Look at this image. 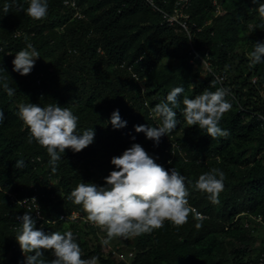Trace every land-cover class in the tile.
Listing matches in <instances>:
<instances>
[{
    "label": "trees",
    "instance_id": "trees-1",
    "mask_svg": "<svg viewBox=\"0 0 264 264\" xmlns=\"http://www.w3.org/2000/svg\"><path fill=\"white\" fill-rule=\"evenodd\" d=\"M64 1L48 0L47 17L34 20L15 7L5 13V3L12 0H0V264H24L29 255L16 237L18 217L33 212L17 200L34 189L42 214L35 228L46 234L71 231L83 259L95 256L99 264H256L264 251V237L256 233L258 227L264 231V62L249 67V53L256 42H264L259 13L264 0H189L184 9L188 31L164 16L175 12L178 0H152L154 6L149 0H74L80 17ZM16 3L27 8V0ZM29 43L40 57L31 73L21 76L13 71L12 60ZM4 82L16 89L14 96L6 94ZM174 87L184 89L174 109L178 124L155 145L134 126H161L151 109ZM220 87L229 90L225 100L232 107L219 127L230 134L212 139L186 124L182 101ZM21 103L70 109L78 117L77 133L92 127L94 142L79 153L66 149L52 172L46 149L35 140L29 143L30 133L19 117ZM117 109L127 121L121 129L109 122ZM134 143L166 170L174 168L186 178L189 205L204 217L201 228L190 215L179 228L166 221L161 229L120 238L112 247L103 243L106 232L87 220L70 193L80 182L104 186V178L115 170L111 158ZM17 160L25 167L17 169ZM213 168L225 174L219 204L194 187ZM74 212L81 216L68 218ZM54 258L44 253L46 261Z\"/></svg>",
    "mask_w": 264,
    "mask_h": 264
},
{
    "label": "clouds",
    "instance_id": "clouds-1",
    "mask_svg": "<svg viewBox=\"0 0 264 264\" xmlns=\"http://www.w3.org/2000/svg\"><path fill=\"white\" fill-rule=\"evenodd\" d=\"M13 7L25 10L34 20H43L47 17L49 4L48 0H27V8L23 9L16 0H12L10 4L5 3L3 11L8 13ZM259 13L264 17V5L260 6ZM39 57L40 53L35 47L31 43L27 44L12 60L13 71L21 76L29 75ZM249 60V67L264 62V42L254 44ZM2 87L9 97L15 95L16 89L9 87L8 83L4 82ZM228 91L220 87L215 91L206 89L194 98L185 97L182 103L186 124L189 127L198 126L212 139L227 138L230 133L219 127V122L232 107L225 100ZM183 92L182 87H174L165 101L157 103L151 109L153 116L162 121L161 126L142 124L134 126L135 132L144 133L147 139L158 145L160 138L172 133L178 124L174 109L180 103L178 97ZM18 110L20 119L30 133L29 143L35 140L46 149L52 172H56L61 154L66 149L79 153L94 142L93 128L78 134V117L70 109L57 103L44 107L21 103ZM3 120L4 112L0 110V123ZM109 122L113 129H121L127 125V121L121 119L118 109L112 112ZM156 159L141 145L134 143L119 156L111 158L110 163L115 170L104 178V186L80 182L70 193L69 198L87 213V220L106 232L105 245L115 238L127 239L149 234L163 228L166 221L176 228L182 227L188 222L190 215L198 221L195 227H202V213L189 205L186 178L174 168L166 170ZM15 166L22 169L25 162L17 160ZM224 180V172L213 168L201 174L194 187L207 194L211 203L219 204ZM31 201L36 204L35 197ZM36 207L38 209L37 204ZM18 219L21 229L16 242L22 253H29L24 256V264H99L98 257L82 258L81 248L71 231L46 234L35 228L36 220L33 215L25 213ZM48 251L55 257L50 262L43 259L44 253Z\"/></svg>",
    "mask_w": 264,
    "mask_h": 264
},
{
    "label": "built area",
    "instance_id": "built-area-1",
    "mask_svg": "<svg viewBox=\"0 0 264 264\" xmlns=\"http://www.w3.org/2000/svg\"><path fill=\"white\" fill-rule=\"evenodd\" d=\"M149 2L153 5L152 0H149ZM64 4L69 5L70 7L74 8L75 9L74 15H78L80 17V12L78 11L74 0H65ZM188 5H189V0H178L177 7L175 8L174 10L175 12L173 14L169 15V14L164 13V16L166 20L169 22V24H173L176 22L180 25L182 29L188 31V27L186 24V19L188 18V15L184 12V9H186ZM38 195H39L38 191L34 189V193L31 196H25L17 200V202L21 206L32 210L36 221H38L39 219H42L41 208H40V204L37 199ZM11 196L14 197L13 195ZM33 197H35L36 199V204L38 205V209L36 207V204L31 201ZM24 200H27V201H24ZM80 216H81L80 213L74 212L71 216H68V218L75 220L76 218ZM256 220L260 221L261 217H257ZM245 225L248 226L249 224L247 223ZM102 239H104V237H102ZM256 264H264V251L261 252L260 255L258 256Z\"/></svg>",
    "mask_w": 264,
    "mask_h": 264
},
{
    "label": "rangeland",
    "instance_id": "rangeland-1",
    "mask_svg": "<svg viewBox=\"0 0 264 264\" xmlns=\"http://www.w3.org/2000/svg\"><path fill=\"white\" fill-rule=\"evenodd\" d=\"M71 222L72 221H69V222H67V224H70ZM256 233H257V235H258L259 238L264 237V231H263V228L262 227H258V232H256ZM105 239L106 238L102 239L103 243H104V240ZM119 241H120V238H115V239L111 240L108 244H109L110 247H112L114 243H117ZM119 244L126 249L124 243L120 242ZM8 259H9V256L6 258V261H9ZM6 263L10 264L9 262H6Z\"/></svg>",
    "mask_w": 264,
    "mask_h": 264
}]
</instances>
